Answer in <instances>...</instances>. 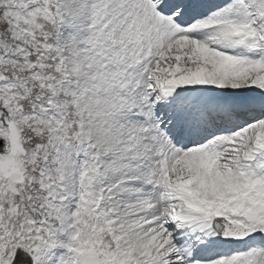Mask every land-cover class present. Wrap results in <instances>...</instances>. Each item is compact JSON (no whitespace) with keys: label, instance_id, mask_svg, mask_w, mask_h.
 <instances>
[{"label":"snow or ice","instance_id":"1","mask_svg":"<svg viewBox=\"0 0 264 264\" xmlns=\"http://www.w3.org/2000/svg\"><path fill=\"white\" fill-rule=\"evenodd\" d=\"M0 264H264V0H0Z\"/></svg>","mask_w":264,"mask_h":264}]
</instances>
